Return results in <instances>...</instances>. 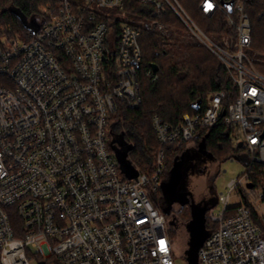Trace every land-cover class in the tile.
<instances>
[{"label": "built area", "instance_id": "2783aa9c", "mask_svg": "<svg viewBox=\"0 0 264 264\" xmlns=\"http://www.w3.org/2000/svg\"><path fill=\"white\" fill-rule=\"evenodd\" d=\"M132 1L153 6L152 30L164 29L156 18L166 5L176 13L223 63L229 102L219 90L177 125L154 116V169L129 180L107 140L119 107L141 103V29L127 18V0H55L36 18L38 30L28 23L21 39L0 37V264H178L167 219L149 197L161 184L165 147L189 145L198 128L222 124L248 154L247 169L264 163V75L246 53L243 3L232 8L236 18L214 0L200 3L207 17L223 12L237 32L232 46L225 38L219 46L176 0ZM146 75L157 80L152 68ZM246 181L232 179L206 212L198 264H264V215L245 204Z\"/></svg>", "mask_w": 264, "mask_h": 264}, {"label": "trees", "instance_id": "16d2710c", "mask_svg": "<svg viewBox=\"0 0 264 264\" xmlns=\"http://www.w3.org/2000/svg\"><path fill=\"white\" fill-rule=\"evenodd\" d=\"M214 1L221 6L222 3L232 1L233 9L238 2L243 3L250 26V46L246 53L257 70L264 75L262 61L264 59V0ZM176 2L215 44L222 46L223 38L231 46L236 41V30L227 23L226 15L220 10H216L207 17L199 7L202 0H176ZM54 4L55 0H0V26L10 24L12 29L25 35L28 28L27 19H36L41 15L44 7ZM152 10L153 6L150 4L132 0L126 2L127 18L132 25L141 29L138 37L141 60L136 67L141 103L138 108L133 109L121 105L120 110L113 116V132L110 134L111 141L115 139L114 133H118L124 141L133 145L128 158L137 169L147 175H150L154 169L155 156L159 149L152 128L154 116H158L164 123L177 125L185 113L190 115L202 113L211 93L224 90L228 95L225 103L229 102V95L233 93L231 81L223 63L188 30L176 13L169 6H165L160 17L156 18V21L164 26V29L160 31L148 27L147 21L152 19ZM231 14L236 18L233 11ZM139 20H143L144 25L141 22L138 23ZM117 24L118 22L114 23L115 30L118 29ZM153 64L158 67L155 81H151L146 75V70ZM192 143L195 149L203 145L213 162H216L220 156H226V158L234 156L239 159L248 156L244 149L233 146L228 138L227 128L222 124L211 129L198 128ZM188 148L186 144L179 148L165 147L161 184L154 194L162 191V185L168 181L176 160ZM248 170L250 171L247 173L250 187L262 190L260 197L264 199V163H253ZM242 196L245 204L249 206L243 191ZM152 202L167 219L172 208L167 213L166 204L161 206L155 198ZM164 208L166 213L163 211ZM168 226L171 236L170 222ZM208 228L209 224L206 221L207 231ZM188 248L187 242L181 254L184 259Z\"/></svg>", "mask_w": 264, "mask_h": 264}, {"label": "rangeland", "instance_id": "374dc122", "mask_svg": "<svg viewBox=\"0 0 264 264\" xmlns=\"http://www.w3.org/2000/svg\"><path fill=\"white\" fill-rule=\"evenodd\" d=\"M27 23H29L32 26V29L34 31L38 30L41 26V23L35 18H32L29 21L27 20ZM11 29L12 26L10 24L9 25L2 24L0 26V30L2 32L0 37L5 40H8V37L21 39L24 36L23 33ZM262 61L264 62V59H262ZM120 108L121 106L119 107L118 111L120 110ZM116 113L112 115L109 121L110 123L113 122L114 119L113 116H115ZM113 138L120 140V135L118 133H114ZM107 140H108V144H111V138H108ZM231 143L233 144V146H235L232 141ZM188 146L189 148H194V144L192 142ZM232 157L233 158L231 160L230 159L231 157L226 158V156H220L219 159L216 162H214L212 165V169L209 172L207 179L214 195L220 193L226 195L228 183L232 179L238 178L239 176L250 172L246 167L248 156L241 159L236 158L234 156ZM179 177H180L179 169H174L168 181L164 183L161 192L156 194H154L151 191L149 192L150 199L153 200L155 198L161 206H164L165 204L164 199L165 197L167 198L168 196L179 202L184 201L185 198L175 197L173 195V191L175 189V185L178 182ZM243 186L244 188L242 190L246 195L247 204L250 207H252L258 214L264 215V200H262V198L260 197L262 194V190L251 188L248 181H246ZM237 203L238 200L232 197L230 200V205H236ZM190 219H191V215L188 206L181 207L180 203L177 202L172 205V212L169 214L167 218V222L168 223L170 222L171 238L174 244V251L176 254L175 262L178 264H184L186 262L181 254L186 248L188 242L189 235L186 224Z\"/></svg>", "mask_w": 264, "mask_h": 264}, {"label": "water", "instance_id": "95a60500", "mask_svg": "<svg viewBox=\"0 0 264 264\" xmlns=\"http://www.w3.org/2000/svg\"><path fill=\"white\" fill-rule=\"evenodd\" d=\"M222 6L226 7L228 12L232 11L233 2L229 1L226 3H222ZM22 19V16L19 15ZM153 72L158 70L156 65H151ZM111 149L114 152L115 158L119 164L120 171L124 174V176L131 180L138 176L137 168L132 164L130 159L128 158L129 152L133 150V145L124 141L122 137L120 140H112L111 141ZM204 156L207 159L211 160L210 155L204 151V146L201 145L199 148L193 150L191 148L186 149L176 160L174 164V169H179L180 177L178 182L175 185V189L173 191V195L175 197H183L184 201L179 202L175 199L170 198L169 196L165 197V204L168 207L167 213L170 212L172 205L174 203H180L181 207L189 206L191 211V219L186 224L189 239H188V250L186 251V262L187 264H198V251L203 245L205 239L208 236V231L206 229V212L214 207L217 203L216 195H213L212 198L204 205L196 204L191 198V193L187 188H185V173L189 170L190 162L199 156ZM172 170V171H173ZM172 174V172H171ZM170 174V176H171ZM164 185V184H163ZM162 185V188H163ZM163 211L166 213L165 208Z\"/></svg>", "mask_w": 264, "mask_h": 264}, {"label": "flooded vegetation", "instance_id": "af4514ba", "mask_svg": "<svg viewBox=\"0 0 264 264\" xmlns=\"http://www.w3.org/2000/svg\"><path fill=\"white\" fill-rule=\"evenodd\" d=\"M195 150V148H191ZM213 161L200 156L190 162V167L185 173V188L191 193V198L201 206L207 203L214 195L209 183L208 175L212 169Z\"/></svg>", "mask_w": 264, "mask_h": 264}]
</instances>
